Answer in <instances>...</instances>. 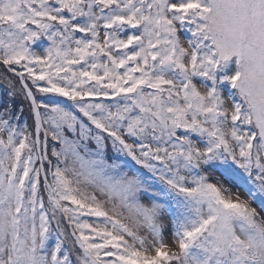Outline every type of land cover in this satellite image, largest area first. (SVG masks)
<instances>
[{"label": "snow or ice", "instance_id": "6c2138e0", "mask_svg": "<svg viewBox=\"0 0 264 264\" xmlns=\"http://www.w3.org/2000/svg\"><path fill=\"white\" fill-rule=\"evenodd\" d=\"M0 79V264H264V0H0Z\"/></svg>", "mask_w": 264, "mask_h": 264}, {"label": "rangeland", "instance_id": "374dc122", "mask_svg": "<svg viewBox=\"0 0 264 264\" xmlns=\"http://www.w3.org/2000/svg\"><path fill=\"white\" fill-rule=\"evenodd\" d=\"M4 84L5 85V82L1 79L0 80V86H2L1 84ZM7 99H4L3 96H2V92H1V88H0V103L6 101ZM253 206H257V205H253ZM165 226H166V229H171V223H170V217H166L165 219ZM166 235H170V231L169 232H166Z\"/></svg>", "mask_w": 264, "mask_h": 264}, {"label": "trees", "instance_id": "16d2710c", "mask_svg": "<svg viewBox=\"0 0 264 264\" xmlns=\"http://www.w3.org/2000/svg\"><path fill=\"white\" fill-rule=\"evenodd\" d=\"M1 85L2 86H0V88H1L2 96H3L4 99H7V88H6V85H4L3 83ZM15 103L18 105L19 104V101H16ZM28 123L29 124L32 123V121H31L30 118L28 119Z\"/></svg>", "mask_w": 264, "mask_h": 264}]
</instances>
